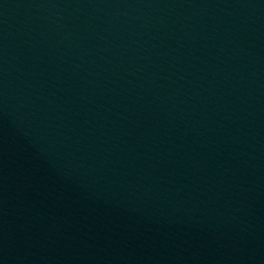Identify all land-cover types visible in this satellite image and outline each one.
Listing matches in <instances>:
<instances>
[{"label": "water", "instance_id": "water-1", "mask_svg": "<svg viewBox=\"0 0 264 264\" xmlns=\"http://www.w3.org/2000/svg\"><path fill=\"white\" fill-rule=\"evenodd\" d=\"M0 264H264V0H0Z\"/></svg>", "mask_w": 264, "mask_h": 264}]
</instances>
